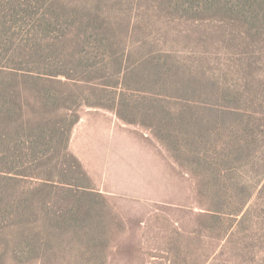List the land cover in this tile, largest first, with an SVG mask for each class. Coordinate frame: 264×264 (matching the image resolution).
Instances as JSON below:
<instances>
[{"label":"trees","instance_id":"trees-1","mask_svg":"<svg viewBox=\"0 0 264 264\" xmlns=\"http://www.w3.org/2000/svg\"><path fill=\"white\" fill-rule=\"evenodd\" d=\"M179 16L256 36L264 0H0V221L15 226L3 232V245L54 264L107 260L112 213L96 204L101 194L85 186L67 150L78 119L73 81L92 87L73 106L109 108L127 122L165 129L159 138L179 147L180 162L199 169L195 215L209 234L244 211L246 187L228 180L234 163L249 162L257 125L244 119L237 94L218 90L177 59L172 40L179 30L166 22ZM67 240L77 244L70 256L51 257L50 249Z\"/></svg>","mask_w":264,"mask_h":264},{"label":"rangeland","instance_id":"rangeland-1","mask_svg":"<svg viewBox=\"0 0 264 264\" xmlns=\"http://www.w3.org/2000/svg\"><path fill=\"white\" fill-rule=\"evenodd\" d=\"M166 25L179 30L172 40L179 44L177 59L218 90L237 94L249 116L244 119L257 125L249 162L234 163L228 180L246 187L248 203L239 216L224 218L209 234L195 215L201 210L199 169L180 162L179 147L170 148L159 138L165 129L157 133L154 127L127 122L109 108L82 102L73 106L92 89L73 81L76 99L71 104L78 119L67 150L79 161L85 186L101 194L96 204L112 213L109 255L102 264H264V24L255 29L256 36L243 27L191 22L184 16ZM185 44L194 48L182 49ZM167 105L175 108L174 102ZM26 181L25 188L36 183ZM21 184L17 182L15 191H21ZM14 227L5 217L0 221V264H54L53 258L31 256L12 242L3 245V232ZM74 244L67 240L50 251L61 253V261ZM68 262L78 263L69 258L63 264Z\"/></svg>","mask_w":264,"mask_h":264}]
</instances>
